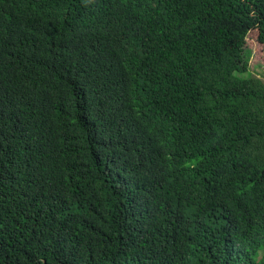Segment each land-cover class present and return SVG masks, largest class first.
Here are the masks:
<instances>
[{"label": "trees", "instance_id": "obj_1", "mask_svg": "<svg viewBox=\"0 0 264 264\" xmlns=\"http://www.w3.org/2000/svg\"><path fill=\"white\" fill-rule=\"evenodd\" d=\"M261 66L264 0H0V264H264Z\"/></svg>", "mask_w": 264, "mask_h": 264}, {"label": "rangeland", "instance_id": "obj_2", "mask_svg": "<svg viewBox=\"0 0 264 264\" xmlns=\"http://www.w3.org/2000/svg\"><path fill=\"white\" fill-rule=\"evenodd\" d=\"M253 55H254V53H252V51H251L250 54H249V56H250L249 63L252 62ZM249 74L252 77H256V78H259L262 81H264V67H262V66L261 67H257V68L254 67L253 69L250 70Z\"/></svg>", "mask_w": 264, "mask_h": 264}]
</instances>
